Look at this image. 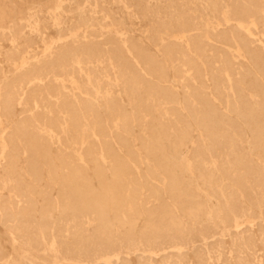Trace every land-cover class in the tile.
Listing matches in <instances>:
<instances>
[{"label": "bare ground", "instance_id": "bare-ground-1", "mask_svg": "<svg viewBox=\"0 0 264 264\" xmlns=\"http://www.w3.org/2000/svg\"><path fill=\"white\" fill-rule=\"evenodd\" d=\"M0 264H264V0H1Z\"/></svg>", "mask_w": 264, "mask_h": 264}, {"label": "rangeland", "instance_id": "rangeland-1", "mask_svg": "<svg viewBox=\"0 0 264 264\" xmlns=\"http://www.w3.org/2000/svg\"><path fill=\"white\" fill-rule=\"evenodd\" d=\"M0 3H1V0H0ZM19 11H20V14L23 15V14H25V12L27 11V9H26L25 6H21ZM55 31H56V30H54L53 28H50V27H49L48 30H47L46 32L52 36V35L55 34ZM33 37H34V39H35L34 42H36V43L39 44V39H38V37H37V36H34V35H33ZM123 103H124V106H126L124 100H123ZM2 245H3V247H5V249H6V244H4V243L2 242Z\"/></svg>", "mask_w": 264, "mask_h": 264}]
</instances>
